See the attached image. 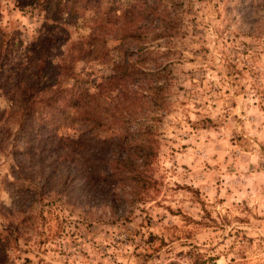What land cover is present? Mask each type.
Returning <instances> with one entry per match:
<instances>
[{
	"label": "rangeland",
	"instance_id": "obj_1",
	"mask_svg": "<svg viewBox=\"0 0 264 264\" xmlns=\"http://www.w3.org/2000/svg\"><path fill=\"white\" fill-rule=\"evenodd\" d=\"M33 8L0 0L13 58L43 20ZM157 10L149 20L166 32L141 62L159 73L133 88L128 109L134 127L155 131L152 192L54 194L38 158L12 156L25 148L14 108L0 124V264H264V0H162Z\"/></svg>",
	"mask_w": 264,
	"mask_h": 264
},
{
	"label": "trees",
	"instance_id": "obj_2",
	"mask_svg": "<svg viewBox=\"0 0 264 264\" xmlns=\"http://www.w3.org/2000/svg\"><path fill=\"white\" fill-rule=\"evenodd\" d=\"M29 2L43 20L28 43L19 42L17 58L13 35L0 30V97L12 92L0 124L16 108L25 146L12 145L15 162L21 164L20 154L38 158L43 179L55 182L54 194H75L79 201L124 188L130 196L149 195L155 131L134 127L128 109L138 101L133 88L154 74L141 58L166 32L149 20L164 13L157 12L162 0ZM97 65L105 70L95 78Z\"/></svg>",
	"mask_w": 264,
	"mask_h": 264
}]
</instances>
